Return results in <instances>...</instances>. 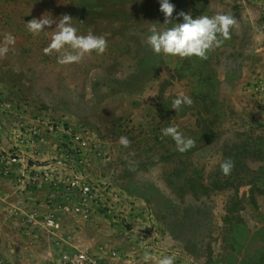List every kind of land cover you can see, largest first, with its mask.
I'll return each mask as SVG.
<instances>
[{
    "label": "rangeland",
    "instance_id": "374dc122",
    "mask_svg": "<svg viewBox=\"0 0 264 264\" xmlns=\"http://www.w3.org/2000/svg\"><path fill=\"white\" fill-rule=\"evenodd\" d=\"M170 2L176 23L181 11L236 23L205 58H180L144 42L153 25L172 26L158 0L37 3L39 18L69 15L78 35L106 39L103 54L73 64L43 51L55 23L11 33L0 57V264L145 252L148 264H264V0ZM180 92L193 102L175 110ZM168 126L194 146L177 151Z\"/></svg>",
    "mask_w": 264,
    "mask_h": 264
},
{
    "label": "clouds",
    "instance_id": "9594fccd",
    "mask_svg": "<svg viewBox=\"0 0 264 264\" xmlns=\"http://www.w3.org/2000/svg\"><path fill=\"white\" fill-rule=\"evenodd\" d=\"M160 11L165 20L161 25L171 24V27L157 28L155 25L148 29L145 44L155 54L178 56L180 58L198 57L205 58L207 52L220 43V38L228 39L230 29L235 25V19L226 14L214 16L200 15L195 18L190 13L183 11L177 13L182 17V22H173L170 18L175 10V5L170 0H158ZM56 24L51 32L50 43L44 48L45 54L58 53L57 62L60 64H73L80 62L86 55L93 52L103 54L107 47V41L103 36L93 33L78 35V30L72 25V17L64 15L58 20L47 17L45 14L39 19H32L25 23L26 29L32 35L45 32V26ZM16 43L15 37L7 33L0 43V57L7 55L11 47ZM192 99L183 92L173 100V109L178 110L182 105H191ZM162 135L171 137L175 142L176 150L183 153L194 146L191 138L185 137L175 126L163 128ZM119 143L125 147L130 144L127 137H120ZM231 160L224 161L220 167L223 174H230L233 168ZM145 264L152 260L150 253L143 256ZM157 264H175V257L166 255L160 258Z\"/></svg>",
    "mask_w": 264,
    "mask_h": 264
},
{
    "label": "crops",
    "instance_id": "0c3cea01",
    "mask_svg": "<svg viewBox=\"0 0 264 264\" xmlns=\"http://www.w3.org/2000/svg\"><path fill=\"white\" fill-rule=\"evenodd\" d=\"M45 0H0V36L7 33H28L25 23L36 18L39 19V12L37 11L38 4L43 3ZM15 26V28L13 27ZM105 247L112 246L117 243L116 239H101ZM138 255V254H137ZM134 259L127 260L126 256L121 257V261L118 263L106 261V264H127L131 261V264H145L142 261V254H139V260ZM124 258V259H123Z\"/></svg>",
    "mask_w": 264,
    "mask_h": 264
},
{
    "label": "built area",
    "instance_id": "2783aa9c",
    "mask_svg": "<svg viewBox=\"0 0 264 264\" xmlns=\"http://www.w3.org/2000/svg\"><path fill=\"white\" fill-rule=\"evenodd\" d=\"M79 138V137H78ZM85 144V142H83ZM83 190L86 194L90 193L92 188L90 185H84ZM95 264V262L90 261L89 257L85 253L75 254V255H65L64 264Z\"/></svg>",
    "mask_w": 264,
    "mask_h": 264
},
{
    "label": "trees",
    "instance_id": "16d2710c",
    "mask_svg": "<svg viewBox=\"0 0 264 264\" xmlns=\"http://www.w3.org/2000/svg\"><path fill=\"white\" fill-rule=\"evenodd\" d=\"M238 164H240V162H237V164H236V167H238V170H239ZM252 191H254V189H252Z\"/></svg>",
    "mask_w": 264,
    "mask_h": 264
}]
</instances>
